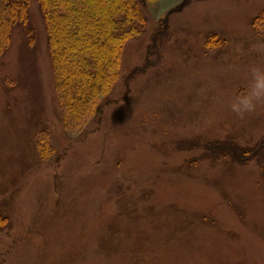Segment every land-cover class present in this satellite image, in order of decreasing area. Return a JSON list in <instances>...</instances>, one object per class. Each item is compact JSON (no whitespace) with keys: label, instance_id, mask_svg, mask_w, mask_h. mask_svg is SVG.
Masks as SVG:
<instances>
[{"label":"rangeland","instance_id":"obj_1","mask_svg":"<svg viewBox=\"0 0 264 264\" xmlns=\"http://www.w3.org/2000/svg\"><path fill=\"white\" fill-rule=\"evenodd\" d=\"M184 1L144 7L102 113L74 128L30 0L0 60V264H264V156L208 151L264 142V102L230 107L264 66V0Z\"/></svg>","mask_w":264,"mask_h":264},{"label":"trees","instance_id":"obj_2","mask_svg":"<svg viewBox=\"0 0 264 264\" xmlns=\"http://www.w3.org/2000/svg\"><path fill=\"white\" fill-rule=\"evenodd\" d=\"M158 1L39 0L68 127H80L86 118L102 113L108 92L119 79L125 44L141 36L147 24L144 7ZM192 1L206 0H185L174 11H183ZM29 8L30 0H0V60L11 45L14 30L28 25ZM168 21L167 17L165 27ZM208 151L225 155L232 152L247 162L264 156V142L251 150L214 143Z\"/></svg>","mask_w":264,"mask_h":264},{"label":"clouds","instance_id":"obj_3","mask_svg":"<svg viewBox=\"0 0 264 264\" xmlns=\"http://www.w3.org/2000/svg\"><path fill=\"white\" fill-rule=\"evenodd\" d=\"M250 75L247 91L236 95L230 104L232 112L241 118L254 112L258 104L264 102V66H251Z\"/></svg>","mask_w":264,"mask_h":264}]
</instances>
